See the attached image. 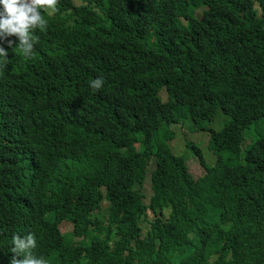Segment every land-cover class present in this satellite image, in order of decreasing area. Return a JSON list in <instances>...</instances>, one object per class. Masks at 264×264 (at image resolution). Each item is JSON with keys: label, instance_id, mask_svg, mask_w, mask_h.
I'll list each match as a JSON object with an SVG mask.
<instances>
[{"label": "trees", "instance_id": "16d2710c", "mask_svg": "<svg viewBox=\"0 0 264 264\" xmlns=\"http://www.w3.org/2000/svg\"><path fill=\"white\" fill-rule=\"evenodd\" d=\"M199 7L218 23L211 26L209 15L193 19ZM43 16L31 59L14 36L10 47L2 45L8 61L0 65V264H9L12 237L28 233L36 238L32 254L47 264L68 255V264H88L104 250L95 233L105 222L140 236L139 222L151 214L163 224L160 250H177L173 237L182 228L187 242L177 259L187 258L185 264H264V0H57ZM177 34L193 45L171 41ZM157 36L169 42L168 53L193 50L219 77L199 85L194 100L193 83L184 98L165 99L154 66L132 63L133 52L140 59L164 47ZM64 49L65 68L40 59L55 68L47 78L35 61ZM95 78L104 80L100 89L89 85ZM37 97L48 100L28 102ZM220 112L229 118L223 128L207 130L218 148L215 166L191 142L204 176L193 178L186 156L165 159L152 178L151 205L141 194L144 175L105 171L114 167L104 160L105 128L127 135L140 145L138 156L150 159L174 136V125L190 120L194 132ZM226 181L242 187L215 188Z\"/></svg>", "mask_w": 264, "mask_h": 264}, {"label": "clouds", "instance_id": "9594fccd", "mask_svg": "<svg viewBox=\"0 0 264 264\" xmlns=\"http://www.w3.org/2000/svg\"><path fill=\"white\" fill-rule=\"evenodd\" d=\"M57 0H0V65H4L8 60L6 59L7 52L2 46L4 41H7L8 46L10 47L13 43L12 40L8 39L9 37H16L18 44L16 49H19L24 56H29L31 59L36 48V42L38 37L34 35V29H43L46 27V20L44 19L43 12L48 10L49 14H52L55 11ZM78 5V3H76ZM208 8L199 7L193 12V19L201 20L206 16H211V26L216 25L220 18L215 17L212 14V10L207 12ZM158 37V36H157ZM159 42L165 43L164 47L158 49H153L149 52H145L142 57L139 59L141 52H133L135 56H132L134 61L133 64H137L140 61L145 63H150L154 66L155 71H158L156 75L158 80L164 84L161 92H166L167 94H174L178 98H184L186 96L187 84L193 83V100L194 94L198 89L199 85L211 80L213 76L217 75L219 77V71L216 70L213 66L201 63L197 61L194 57L193 50H190L188 53L182 55L179 52H167L169 42H164L158 37ZM175 40H186L193 45L190 39H184L181 35H175L171 41ZM170 41V42H171ZM154 42V40H153ZM64 55H68V52L64 50L48 52L40 56L35 62L42 64L43 70L47 78L55 75L53 72L55 69L51 64L46 63L42 58H47L49 61L54 62L61 66V68L66 67V62L64 60ZM172 56L178 57V61L174 62ZM78 57H83L82 52L78 50ZM190 63V65H189ZM173 68H176L174 71ZM74 71V66L71 68ZM176 73V75H175ZM176 78L179 81L177 83H168L171 78ZM104 84L103 78L92 79L89 83L92 89H100ZM45 96V95H44ZM45 98V97H44ZM42 97L34 98L28 101L31 105H36L39 102L44 100ZM52 98H59L58 94H54ZM168 98V97H167ZM166 98V99H167ZM45 100H48L46 97ZM50 100V99H49ZM223 113V112H220ZM219 113V114H220ZM219 114L212 120L215 121L219 118ZM224 114V113H223ZM225 115V114H224ZM227 117V115H225ZM186 120L181 122L182 126L185 124ZM211 121V122H212ZM186 125V124H185ZM174 136L170 141L164 142L166 147L156 153V155L150 157V159H145L136 152L140 149V145L133 144L131 138L123 133L117 132H108L105 128V131L102 132L101 144L104 149L110 152V154L104 159L105 162L114 164V167L107 165L105 171L112 173L116 177H127V178H143L144 181L141 190L142 197L144 198V204L146 206L151 205V198L153 196L152 191V178L153 175L158 170L162 161L165 159L173 160L175 158L180 159V157L186 156V161H188V154L193 156L194 153L189 149V145L185 144L183 151H178L174 144L175 138L178 136L179 132L172 129ZM216 131V130H209ZM208 133V131H205ZM218 132V131H217ZM209 137V133H208ZM203 159L205 158L204 151L201 147H198ZM208 148L212 150L215 155V163L209 166H215L218 159V148L211 145V138L208 139ZM198 164L199 161L197 157H194ZM200 166V164H199ZM201 167V166H200ZM203 169L202 176L205 174V169ZM188 171L191 174L188 166ZM192 175V174H191ZM193 176V175H192ZM193 178H195L193 176ZM198 178H195L198 179ZM147 180H150V190L151 197L149 198L148 204H146L147 196L144 192L145 185ZM242 187L238 181H226L215 188H227V187ZM65 204H67L65 202ZM109 206L107 199L103 200L102 208L106 211V208ZM164 216L167 219L166 214ZM140 236H134L131 233L121 231L119 225L111 226L109 223L105 222L103 228L100 232L95 233V238L104 246V250L98 252L94 256L93 262L88 264H185L187 258L177 259L178 255L185 253L184 246L186 245V240H181L178 232L182 228L176 229L174 233L175 245L178 247L175 251L160 250L161 241L159 238L160 233L163 231L160 222L151 214L149 218L142 219L139 222ZM142 224V225H141ZM159 226L161 230L159 231ZM73 230L69 233L73 235L72 240L76 247H79L82 250V244L84 241L82 237L74 234ZM153 228H156L155 239L153 235ZM190 237V235H189ZM12 247L10 252L13 254L9 259V264H47V260L43 256H35L32 254L31 250L36 247V238L32 233H28L26 236L15 235L12 237ZM170 246H173V243H170ZM155 248V249H152ZM191 254V253H190ZM61 260L60 258H56ZM62 264H68L70 262V255H68L66 260H61Z\"/></svg>", "mask_w": 264, "mask_h": 264}, {"label": "rangeland", "instance_id": "374dc122", "mask_svg": "<svg viewBox=\"0 0 264 264\" xmlns=\"http://www.w3.org/2000/svg\"><path fill=\"white\" fill-rule=\"evenodd\" d=\"M163 97L166 99L168 97V94L166 92L162 93ZM229 118L225 117V115L223 113L219 114V118H217L215 121L209 122L208 124L202 125L201 128L194 130V132L191 131V129H189L190 126V121H187L185 124H183L182 126L180 125H174L172 127V129H174L175 131H178L179 134L178 136L174 139L175 140V148L178 151H183L185 148V144L188 145L191 142H194L197 146L201 147L202 150L204 151L205 154V162L209 165H212L215 163V155L212 152L211 149L208 148V133L205 132L208 129L209 130H216V131H220V129L223 128V126L225 125V123L227 122ZM255 129L254 127L252 128ZM251 134V131L247 132L246 134ZM195 156L191 154H188V161L187 164L189 166V170L191 172V174L195 177L198 178L200 176H202L203 174V169L202 167L199 166L197 160L194 158ZM151 184H150V180H147V183L145 185V194L147 196L146 199V204H148L149 202V198L151 197V190H150ZM70 229V228H69ZM73 228H71L70 231H72Z\"/></svg>", "mask_w": 264, "mask_h": 264}]
</instances>
